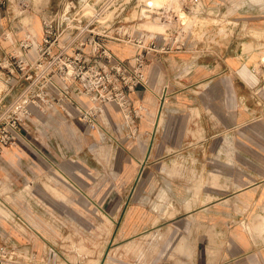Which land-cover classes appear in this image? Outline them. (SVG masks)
I'll use <instances>...</instances> for the list:
<instances>
[{
	"label": "rangeland",
	"instance_id": "374dc122",
	"mask_svg": "<svg viewBox=\"0 0 264 264\" xmlns=\"http://www.w3.org/2000/svg\"><path fill=\"white\" fill-rule=\"evenodd\" d=\"M141 27L151 32L188 28L183 36L190 45L180 58L187 61L192 55L190 65L234 43L264 73V0H0V98L12 89L15 99L32 83L18 69L10 74L8 62L39 60L42 70L32 68L39 77L57 70L48 83L54 97L47 103L32 98L33 121L22 122L32 142L6 149L0 161V214L16 223L12 229L20 242L31 239L40 253L55 248L54 264H222V247L231 246L230 234L222 237L227 216L218 213L222 207L203 215L209 242L203 236L199 248L193 235L201 226L186 219L191 206L185 202V187L225 190L245 180L249 170H264V114L248 125L249 114L219 115L211 105L200 107V99L188 105L194 99L183 98L178 105L184 110L165 108L160 117L151 94L142 100L132 91L130 106L120 98L75 94V80L64 73H75V45L86 41L88 54L93 47L89 39L95 38L93 44H107L122 59L129 57L121 51L126 46L133 54L128 40ZM50 45L52 54L43 55ZM179 56L168 66L184 74ZM198 85L196 90L205 87ZM41 86L45 89L41 82L34 89L39 92ZM233 119L240 122L237 127L231 126ZM154 131L158 139L151 146ZM209 132L213 137L205 144ZM173 137L175 144L170 143ZM218 155L227 161L217 160ZM31 169L43 177H27ZM29 185L34 191L24 195ZM41 187L50 194L40 192ZM217 196L210 193L209 200ZM126 213L131 220L124 230ZM234 213L237 238H255L258 249L252 253L262 256L264 206L257 211L236 207Z\"/></svg>",
	"mask_w": 264,
	"mask_h": 264
},
{
	"label": "crops",
	"instance_id": "0c3cea01",
	"mask_svg": "<svg viewBox=\"0 0 264 264\" xmlns=\"http://www.w3.org/2000/svg\"><path fill=\"white\" fill-rule=\"evenodd\" d=\"M121 51L125 55H129V57H125L122 59L128 60L136 53V48L134 47L133 54H130V52H132V49L127 46L123 48V50L121 49ZM185 52L186 51H184V53ZM178 54L176 55V57L178 56ZM181 54L183 53H180L179 57H181ZM191 56L188 54V57H186L187 65H189V67H178L182 72H184V74L178 73V71L175 73L173 68H169L168 63L165 62V60H159V57L151 56L154 59V62L148 64L146 68L147 72H149V74L151 75L149 87H138L134 91V95L140 97L142 100H144L146 96L152 95V97L156 99V102L158 104V111L160 110L159 116L162 115V112L165 108H168L172 113L181 111L183 108L179 107L178 103H180V101L185 102L183 98H185V100L193 98L194 100L190 102L187 101L188 105L197 103V100L200 99V107L203 108L205 106L204 109H206L207 106L211 105L213 111L219 115L246 113L250 116L247 119L248 125L256 124L259 122L257 115L264 114V93L262 91L264 89V73L257 72L255 68V62L247 61V55L243 53V48H241L239 44L236 46L233 43L225 50L216 48L212 55L208 56L207 53V55L201 58V60L198 61L199 63L195 66H193V64H189L190 62L194 61L192 60ZM183 59L186 60L185 58ZM198 66L199 71L194 70ZM152 83L155 84L153 85ZM198 83H203L205 87L196 90L195 87H200ZM12 91V89L3 91V95L5 94L3 100L11 98ZM12 99H14V97H12ZM2 107L4 106L0 103V111ZM175 107L179 108V110H177ZM159 116L157 123L155 121L156 131H158L159 128ZM231 122H233L231 124L232 127H237L240 123L239 121H236L234 119ZM260 128L264 129L263 126ZM21 133L22 138L18 142H22V144L26 145L27 142L31 140L27 138V136L29 135V130L25 125L21 126ZM207 136L208 137L205 138V144H209L211 138L213 137L212 135H210V132ZM157 139V133L155 134L154 131L151 146H153L157 142ZM170 143L175 144L176 138L173 137ZM7 149L9 150V152H12L10 151L11 148ZM152 149L153 150H150V154L151 151H153L154 153V147ZM17 151L18 150L16 148L15 152ZM249 153H247V156L256 159ZM150 154L148 155L150 156ZM238 156L239 155H237V157ZM217 160L227 161V156L218 155ZM232 173L233 178L237 179L239 175L234 171ZM28 175L27 177H43V175H40V173L33 169L29 171ZM222 176H226L225 173ZM245 178L246 179L241 182L238 180L233 181L232 184L225 190L223 188H218L213 191H209L207 187H203L201 188V190L196 191L195 187H185V202H188L191 206V209L189 210L191 215H189V217L186 219L187 221H190V224H200L201 226V229L193 235L198 238L197 242L199 248L200 244L204 242L202 238L203 236L206 240L205 242H209V238L202 228L204 222L207 221V219L204 218L203 215L207 214L214 208L217 209L222 207L223 210L221 209L222 211L218 213H222L223 215L230 217L227 220V217L224 218L225 222L221 227L224 233L222 237H228L230 234L231 238V246L229 244V246L226 248L222 247L220 254L222 264H264V254L261 256L257 253H252V251L255 252L256 249H258V241L252 237H248L246 240L240 241L239 238H237L235 229L233 228L235 226L234 222L237 221L236 219L238 217V215L234 213L236 207L257 211L264 206V170H249L247 175H245ZM27 181L30 183L28 179ZM32 188H34L32 187V185L24 186L21 192H23L24 195H30L34 191ZM8 191L12 192L11 190ZM40 192L50 194L49 190L46 187H41ZM195 193H199V196L195 195ZM210 193L220 194L221 196H217L214 200H209ZM157 200L158 202H160L159 196L157 197ZM11 204L13 203L8 202V205L11 206ZM44 205L47 207H51L50 204H46V202ZM10 206H8V209H10ZM227 206H230V210H226ZM11 208L13 209V207ZM128 214L129 213H126L127 216L125 217L123 223L124 230H126L130 225L129 222L131 218ZM3 216L4 215L0 214V223H6V228L13 235V237L19 243L27 244L30 248L37 251L31 246V239H28L27 243H22L17 239L13 231L14 229H12V227H16V223H13L10 218L9 220L4 219ZM153 224L157 226L159 225L156 220ZM230 225L232 227H230ZM139 233L142 232H135L136 235ZM23 236L26 237V234H23ZM37 252L41 254L39 251Z\"/></svg>",
	"mask_w": 264,
	"mask_h": 264
},
{
	"label": "built area",
	"instance_id": "2783aa9c",
	"mask_svg": "<svg viewBox=\"0 0 264 264\" xmlns=\"http://www.w3.org/2000/svg\"><path fill=\"white\" fill-rule=\"evenodd\" d=\"M141 29L142 31L138 33L136 38L128 40L136 48V53L128 60L117 57L105 43L95 42L93 44L95 38L89 39L93 47L88 54L84 52V46H87L86 41L75 45V73H64L66 77L69 76L70 79L75 80V94L77 96L85 95L103 101L115 97L123 99L124 106H130L131 92L138 87H149L151 75L146 68L148 64L154 62L151 56L159 57V60L163 59L170 64L172 60H176L174 57L178 53L186 51L190 45L183 36V33L189 32V29L185 27L166 28L165 32H151L143 27ZM52 48L53 45L48 46L42 54L51 55ZM178 60L180 62L179 67L189 66L183 58L179 57ZM39 63V60L33 61L32 64H29L27 60H22L16 65L8 62L10 74L18 69L24 72L21 74L24 80H32V83L25 88L19 97L12 100L8 105H4L0 111V161L5 150L13 147L21 140L22 122L33 121L30 104H35V101L32 98L38 96L44 103H47L49 98L54 97V92L48 90V83L54 82L57 70L52 69L47 74L43 72L39 77L34 75L35 73L32 71L33 67L42 70V63ZM38 82H41L45 88L42 89L41 86L39 92L34 89ZM4 95L0 98L1 105H3ZM25 95L27 98L24 100ZM35 206L45 209L41 203H37ZM0 242V264H54V256L57 255V250L53 247L39 254L27 244L19 243L2 223H0Z\"/></svg>",
	"mask_w": 264,
	"mask_h": 264
},
{
	"label": "bare ground",
	"instance_id": "6f19581e",
	"mask_svg": "<svg viewBox=\"0 0 264 264\" xmlns=\"http://www.w3.org/2000/svg\"><path fill=\"white\" fill-rule=\"evenodd\" d=\"M183 13V12H182ZM157 30V29H156ZM218 181V180H217ZM216 186V185H215ZM195 204V203H194ZM211 205V204H210ZM196 206V205H195ZM196 209V208H195ZM262 225H263V223H262ZM220 231V230H219ZM216 241V240H215ZM216 244V243H215ZM213 250V249H212ZM106 260H107V258H106ZM101 261V260H100Z\"/></svg>",
	"mask_w": 264,
	"mask_h": 264
},
{
	"label": "water",
	"instance_id": "95a60500",
	"mask_svg": "<svg viewBox=\"0 0 264 264\" xmlns=\"http://www.w3.org/2000/svg\"><path fill=\"white\" fill-rule=\"evenodd\" d=\"M145 166V164L143 165V167ZM128 206V202L126 203V207Z\"/></svg>",
	"mask_w": 264,
	"mask_h": 264
}]
</instances>
